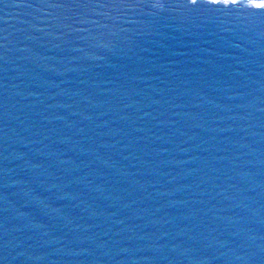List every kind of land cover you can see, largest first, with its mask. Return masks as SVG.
I'll list each match as a JSON object with an SVG mask.
<instances>
[{
  "label": "water",
  "instance_id": "obj_1",
  "mask_svg": "<svg viewBox=\"0 0 264 264\" xmlns=\"http://www.w3.org/2000/svg\"><path fill=\"white\" fill-rule=\"evenodd\" d=\"M261 2L0 0V264H264Z\"/></svg>",
  "mask_w": 264,
  "mask_h": 264
},
{
  "label": "snow or ice",
  "instance_id": "obj_2",
  "mask_svg": "<svg viewBox=\"0 0 264 264\" xmlns=\"http://www.w3.org/2000/svg\"><path fill=\"white\" fill-rule=\"evenodd\" d=\"M195 2H196V0H193V3H195ZM257 7L261 8V9H264V0H262V2L259 5H257ZM224 10L227 11L229 9L226 8Z\"/></svg>",
  "mask_w": 264,
  "mask_h": 264
}]
</instances>
